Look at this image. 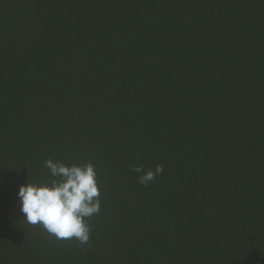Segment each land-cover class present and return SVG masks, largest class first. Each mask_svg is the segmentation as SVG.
I'll list each match as a JSON object with an SVG mask.
<instances>
[{
	"label": "trees",
	"instance_id": "16d2710c",
	"mask_svg": "<svg viewBox=\"0 0 264 264\" xmlns=\"http://www.w3.org/2000/svg\"><path fill=\"white\" fill-rule=\"evenodd\" d=\"M49 158L87 244L20 211ZM0 264H264V0H0Z\"/></svg>",
	"mask_w": 264,
	"mask_h": 264
},
{
	"label": "clouds",
	"instance_id": "9594fccd",
	"mask_svg": "<svg viewBox=\"0 0 264 264\" xmlns=\"http://www.w3.org/2000/svg\"><path fill=\"white\" fill-rule=\"evenodd\" d=\"M44 166L50 172L47 182H27L18 188L20 211L25 221L40 225L57 239H76L80 244L90 240L88 220L98 215L101 208L99 185L95 165L66 164L51 158ZM139 182L147 185L163 172L162 165L145 170L135 166Z\"/></svg>",
	"mask_w": 264,
	"mask_h": 264
}]
</instances>
